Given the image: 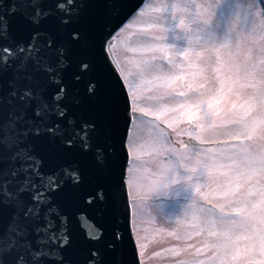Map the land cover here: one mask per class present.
Listing matches in <instances>:
<instances>
[{
    "label": "snow or ice",
    "instance_id": "snow-or-ice-1",
    "mask_svg": "<svg viewBox=\"0 0 264 264\" xmlns=\"http://www.w3.org/2000/svg\"><path fill=\"white\" fill-rule=\"evenodd\" d=\"M129 154L154 256L264 264V0H0V264H142Z\"/></svg>",
    "mask_w": 264,
    "mask_h": 264
},
{
    "label": "rangeland",
    "instance_id": "rangeland-1",
    "mask_svg": "<svg viewBox=\"0 0 264 264\" xmlns=\"http://www.w3.org/2000/svg\"><path fill=\"white\" fill-rule=\"evenodd\" d=\"M149 2H151V0ZM126 35L127 34L122 35L116 42L117 53L123 52V45L126 42ZM133 124H135V122ZM140 134L142 136H146L147 128L142 127ZM131 158L132 160L130 166H134L137 169L136 176L139 184V187H133L131 191L137 193L139 200L143 201L142 203H139L138 201V207L142 210V218L134 217L136 224L142 229V235L145 237L143 240V243L145 244L143 263L166 264V261L170 259L169 256L163 253H161L159 256H154L153 252H160L161 248L168 247V238L161 236L159 229L162 226L166 227L169 223V219L160 210V207L156 201L151 198V194H148V198L144 199L145 192L143 191V178L150 174L149 172H146L145 169L150 171H154L155 169L152 167L149 157L147 156L142 155L139 159L135 160L134 165L132 164L134 160L132 155ZM180 171L181 174H183V169ZM190 195L191 189L189 182L187 180H180L172 186L168 195L157 196L155 198L162 202V207L167 214L175 216L181 212L182 206L190 198ZM182 199L185 200L183 203L180 201Z\"/></svg>",
    "mask_w": 264,
    "mask_h": 264
},
{
    "label": "water",
    "instance_id": "water-1",
    "mask_svg": "<svg viewBox=\"0 0 264 264\" xmlns=\"http://www.w3.org/2000/svg\"><path fill=\"white\" fill-rule=\"evenodd\" d=\"M146 0H144V2H145ZM140 2V0H129V4L131 5V4H135V3H139ZM126 185V184H125ZM127 207H128V209H129V211H131V209H130V205H129V200H128V205H127ZM131 218V217H130ZM131 236H132V233H131ZM132 239H133V241H134V238H133V236H132Z\"/></svg>",
    "mask_w": 264,
    "mask_h": 264
},
{
    "label": "clouds",
    "instance_id": "clouds-1",
    "mask_svg": "<svg viewBox=\"0 0 264 264\" xmlns=\"http://www.w3.org/2000/svg\"><path fill=\"white\" fill-rule=\"evenodd\" d=\"M193 99H194V100H198V99H199V97H193Z\"/></svg>",
    "mask_w": 264,
    "mask_h": 264
}]
</instances>
